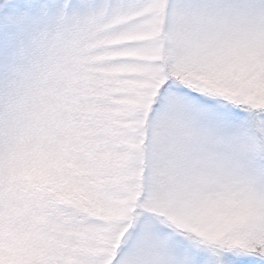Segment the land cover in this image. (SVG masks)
Returning <instances> with one entry per match:
<instances>
[{
    "label": "rangeland",
    "instance_id": "rangeland-1",
    "mask_svg": "<svg viewBox=\"0 0 264 264\" xmlns=\"http://www.w3.org/2000/svg\"><path fill=\"white\" fill-rule=\"evenodd\" d=\"M0 264H264V0H0Z\"/></svg>",
    "mask_w": 264,
    "mask_h": 264
}]
</instances>
